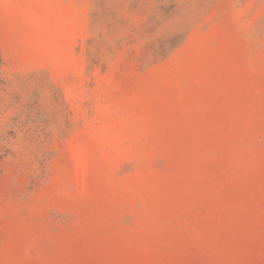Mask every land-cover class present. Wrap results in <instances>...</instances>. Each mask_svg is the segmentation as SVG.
Here are the masks:
<instances>
[{
	"label": "rangeland",
	"instance_id": "374dc122",
	"mask_svg": "<svg viewBox=\"0 0 264 264\" xmlns=\"http://www.w3.org/2000/svg\"><path fill=\"white\" fill-rule=\"evenodd\" d=\"M0 264H264V0H0Z\"/></svg>",
	"mask_w": 264,
	"mask_h": 264
}]
</instances>
